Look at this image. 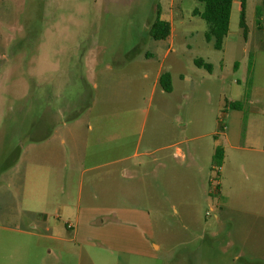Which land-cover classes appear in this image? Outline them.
<instances>
[{
    "label": "rangeland",
    "instance_id": "1",
    "mask_svg": "<svg viewBox=\"0 0 264 264\" xmlns=\"http://www.w3.org/2000/svg\"><path fill=\"white\" fill-rule=\"evenodd\" d=\"M263 1L245 0L247 39L241 0L233 1L218 50L193 13L204 9L199 0H0V264H22L19 255L30 253L35 237L11 229L33 220V172L46 165L47 143L68 145L72 131L87 130L90 107L100 125L142 134L144 173L119 178L118 202L150 212L160 248L146 259L84 251L106 264L116 256L118 264H264ZM158 11L171 23L169 41L148 33ZM160 64L172 74L171 92H153ZM151 136L159 140L149 144ZM94 176L85 174L84 195L109 187Z\"/></svg>",
    "mask_w": 264,
    "mask_h": 264
},
{
    "label": "crops",
    "instance_id": "2",
    "mask_svg": "<svg viewBox=\"0 0 264 264\" xmlns=\"http://www.w3.org/2000/svg\"><path fill=\"white\" fill-rule=\"evenodd\" d=\"M169 36L165 40L169 41ZM164 71L167 70H163L161 64L155 70L153 92L157 86L160 87L158 80ZM88 110L94 117L87 130L79 133L72 131L68 145L64 140L52 146L47 143L50 150L45 159L46 165L38 163L33 172V202L27 209L33 220L28 226L11 229L22 236L21 240L23 236L27 241L35 237L31 240L30 253L26 252L27 245L18 246V250L26 252L19 255L22 264H26L25 260L29 257H37L35 264H70L71 261L74 264L107 263H103V255H90L84 251V245L95 247V252H102L106 247L117 253L132 254L128 255L132 258L157 257L160 246L154 241L150 212L118 202L121 193L119 178L126 171L128 174L144 173L140 156H147L148 151L138 152L142 147V134L135 129H127L120 134L100 125L93 107ZM151 133L157 134L155 130ZM155 140L159 138L151 136L149 144ZM123 163H128L130 168H115ZM86 173H94L95 181H98L96 176L109 181V187L103 190L94 185L84 195ZM125 192L130 191L126 189ZM130 196L133 193L130 192ZM41 238L48 241L40 242ZM118 257L112 258L115 264H118Z\"/></svg>",
    "mask_w": 264,
    "mask_h": 264
},
{
    "label": "trees",
    "instance_id": "3",
    "mask_svg": "<svg viewBox=\"0 0 264 264\" xmlns=\"http://www.w3.org/2000/svg\"><path fill=\"white\" fill-rule=\"evenodd\" d=\"M203 2L204 9L202 11L197 8L194 9V14H199L207 23V29L204 32V38L211 43L215 49L221 50L225 37L229 32L230 16L234 0H199ZM264 5V1H263ZM261 7L258 6L256 11L260 12ZM258 12V13H259ZM261 14L258 15V19ZM245 0H241L240 21L239 26L243 29V35L247 38V25L245 20ZM261 19V18H260ZM149 35L155 40H165L171 33V23L161 17V12L156 13L155 18L149 26ZM196 66L212 72L213 65L205 61L201 57L193 59ZM159 85L165 92L173 90L172 77L169 71H164L159 76ZM241 103L239 101H232L229 103L230 108L240 109ZM224 158V150L222 147H216L213 154V164L220 166Z\"/></svg>",
    "mask_w": 264,
    "mask_h": 264
}]
</instances>
